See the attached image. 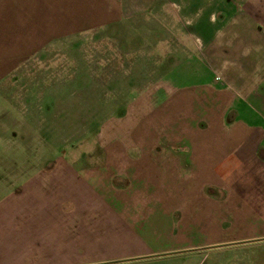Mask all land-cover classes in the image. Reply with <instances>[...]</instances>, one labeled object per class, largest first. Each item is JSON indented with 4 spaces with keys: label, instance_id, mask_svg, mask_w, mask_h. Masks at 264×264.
I'll return each mask as SVG.
<instances>
[{
    "label": "crops",
    "instance_id": "obj_1",
    "mask_svg": "<svg viewBox=\"0 0 264 264\" xmlns=\"http://www.w3.org/2000/svg\"><path fill=\"white\" fill-rule=\"evenodd\" d=\"M68 50L114 99L93 152L0 174V264H264V0H0L5 112L56 107Z\"/></svg>",
    "mask_w": 264,
    "mask_h": 264
},
{
    "label": "rangeland",
    "instance_id": "obj_2",
    "mask_svg": "<svg viewBox=\"0 0 264 264\" xmlns=\"http://www.w3.org/2000/svg\"><path fill=\"white\" fill-rule=\"evenodd\" d=\"M85 35H79L74 38L75 40L69 38L62 43L73 45L78 40L77 38H80L78 42L86 39L87 36ZM87 38L86 44L98 41L100 36L99 38L98 36L93 38L89 35ZM113 40L112 37H108L104 40V43L111 46ZM81 46L83 49L85 48L84 45ZM105 53L110 55L112 52L111 50H105ZM59 58L65 61L67 65L60 67L61 71L55 79V84L52 83L53 90L51 92L53 94L50 95V101L53 103L55 100L57 102L56 107L54 105L51 109L47 108L37 112L22 103L26 107L21 111L22 115L16 117L15 115L12 116L10 112H5L7 110L6 103L12 102L11 95L4 92L2 94L8 96V98H2L0 93V174L23 169L28 172L30 171L28 167L32 165L30 161L33 158H39L43 162L46 159L53 160L70 155L81 156L86 154V151H89V153L94 151L92 149L94 145L92 135L96 132L95 130L89 132V129H92L93 125L105 116L106 108H102L103 105L114 99L113 91H107L111 84L105 83L104 76H86L87 71L85 70L87 68L84 67L85 65L81 66L80 62L77 63V52L62 51L59 53ZM92 68L93 66H88L89 70H92ZM65 75L68 78L66 80L64 79ZM93 75H96V71L93 72ZM97 79H99V82ZM1 88L0 86V92ZM101 93H104V98H100ZM30 100L33 101V98ZM81 102L82 104H80ZM83 102H86L87 105ZM100 103L102 107L98 109ZM71 104H73V107L70 106ZM28 122L46 126L51 130L25 131L27 138L23 137L22 131L18 127L23 124L26 129ZM37 134L41 137L39 142L36 139ZM42 162L39 167L47 166ZM36 165L38 166V164ZM219 250L218 248H209L200 252L196 251V253L183 252L170 256L167 261L166 259L132 261L128 258L105 264H165L166 262L168 264H208L215 259L217 252H221ZM2 253L0 246V257Z\"/></svg>",
    "mask_w": 264,
    "mask_h": 264
}]
</instances>
